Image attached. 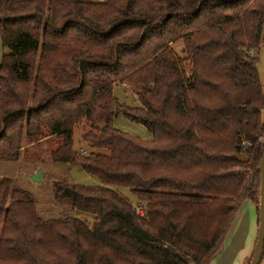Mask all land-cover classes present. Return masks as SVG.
Returning a JSON list of instances; mask_svg holds the SVG:
<instances>
[{"label":"trees","instance_id":"obj_1","mask_svg":"<svg viewBox=\"0 0 264 264\" xmlns=\"http://www.w3.org/2000/svg\"><path fill=\"white\" fill-rule=\"evenodd\" d=\"M263 21L264 0H0V158L16 157L21 137L53 134L50 159L97 181L52 183L55 202L94 218L88 227L40 219L0 178V264H207L240 202L258 206ZM115 84L138 106L119 105ZM118 112L151 139L113 129ZM80 119L88 148L73 151Z\"/></svg>","mask_w":264,"mask_h":264},{"label":"rangeland","instance_id":"obj_2","mask_svg":"<svg viewBox=\"0 0 264 264\" xmlns=\"http://www.w3.org/2000/svg\"><path fill=\"white\" fill-rule=\"evenodd\" d=\"M181 46L182 44L180 40H176L169 44V47L175 56L179 60H183L182 65L185 70L184 73L188 75L190 65L188 61L185 60L183 53L180 52ZM256 51V67L259 80L264 82V21L260 43ZM6 52L7 48L0 41V61L3 54ZM36 56H38V51ZM62 77L65 78V75L62 74L59 80H63ZM76 81L77 79H74L72 83H75ZM111 94L116 102L123 107L133 108L138 106V101L131 94L127 85H112ZM30 103V98H28L27 105ZM263 115L264 110L261 111V116ZM111 126L116 131L141 141H148L152 137L146 127L138 122L128 119L121 112L115 113L112 116ZM89 131H91L90 123L84 119H80V121L73 126L71 145L73 151L87 150L88 147L82 141L81 137ZM21 138L20 148L16 152V157L0 158V178L9 179L12 188H18L32 197L35 212L40 219L47 221L57 220L62 217H71L84 222L90 227L94 222L92 216L72 210L67 203H58L54 201L52 183L54 181H63L92 186L97 184L96 179L85 173L78 165H69L64 162L53 161L50 159V152L60 142L53 134L46 135L34 142H28V140L23 139L24 137ZM36 171L42 173V179L40 182H33L30 179L31 174ZM117 192L132 204L136 203L133 194L126 187H118ZM259 264H264V255L261 257Z\"/></svg>","mask_w":264,"mask_h":264},{"label":"crops","instance_id":"obj_3","mask_svg":"<svg viewBox=\"0 0 264 264\" xmlns=\"http://www.w3.org/2000/svg\"><path fill=\"white\" fill-rule=\"evenodd\" d=\"M260 83L264 85V82ZM257 210L256 203L249 199L240 202L218 249L207 264L247 263L256 238Z\"/></svg>","mask_w":264,"mask_h":264},{"label":"water","instance_id":"obj_4","mask_svg":"<svg viewBox=\"0 0 264 264\" xmlns=\"http://www.w3.org/2000/svg\"><path fill=\"white\" fill-rule=\"evenodd\" d=\"M96 1L101 2L103 0ZM228 157L239 163H244L247 160L246 156L242 153H233ZM254 171L258 174L259 186L258 220L256 238L248 264H259L264 248V141L262 144L261 154ZM30 179L33 182H40L42 179V173L40 171H36L31 174Z\"/></svg>","mask_w":264,"mask_h":264},{"label":"built area","instance_id":"obj_5","mask_svg":"<svg viewBox=\"0 0 264 264\" xmlns=\"http://www.w3.org/2000/svg\"><path fill=\"white\" fill-rule=\"evenodd\" d=\"M138 212V211H137Z\"/></svg>","mask_w":264,"mask_h":264}]
</instances>
